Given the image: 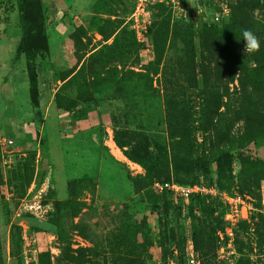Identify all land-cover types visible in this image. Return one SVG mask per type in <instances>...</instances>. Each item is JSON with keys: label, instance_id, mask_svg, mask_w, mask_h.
Returning a JSON list of instances; mask_svg holds the SVG:
<instances>
[{"label": "rangeland", "instance_id": "obj_1", "mask_svg": "<svg viewBox=\"0 0 264 264\" xmlns=\"http://www.w3.org/2000/svg\"><path fill=\"white\" fill-rule=\"evenodd\" d=\"M40 1L33 103L18 0H0V264H264V0ZM243 29L261 52L234 63ZM170 180L218 194L154 188Z\"/></svg>", "mask_w": 264, "mask_h": 264}, {"label": "trees", "instance_id": "obj_2", "mask_svg": "<svg viewBox=\"0 0 264 264\" xmlns=\"http://www.w3.org/2000/svg\"><path fill=\"white\" fill-rule=\"evenodd\" d=\"M209 6V5H208ZM210 7V6H209ZM211 8V7H210ZM18 10L20 12V16L22 19V23L24 25V31L22 34L21 39L19 40L17 51L24 55L26 59V64H25V69H26V74H27V79H28V85H29V94L31 101L33 103H36V98H37V81H36V65H35V59L37 57H42L44 54L47 53L48 51V43H47V38L43 33V25H44V12L42 8V4L40 0H18ZM238 14V13H237ZM236 17V16H235ZM238 17V15H237ZM261 51L253 54V55H247L243 54L239 55V52H237L234 49H227L226 51V57L228 59H232L234 63L240 62L241 58H246L247 56H256L260 53ZM233 57V58H232ZM240 57V58H239ZM231 61V62H233ZM256 67L260 62L256 61ZM237 76V75H236ZM242 75L237 76V79L235 78V75L232 74L229 80V84H233L235 80L239 81L241 86H242ZM228 89V86H226V90ZM246 91L239 93L238 91L234 92V96L232 95V98L229 99V105L232 107V109H235V113L239 115V118L242 116L250 117V113L252 112L250 109L245 111L244 107V101L248 100V97L245 96ZM255 95V91H251V96L253 97ZM223 106V103L222 105ZM221 112L218 111V115H220ZM182 131H179V133H176L175 139L182 138ZM176 162H182L184 164H180L179 169H183L186 167H191L192 163L191 162H183L179 159L174 158ZM173 163L174 168H176L175 162ZM186 163V164H185ZM194 166V164H193ZM192 166V167H193ZM155 167V163H149V167L145 165L146 172L148 173L149 177L153 173V168ZM178 168V166H177ZM173 180L170 181H165L162 183H169ZM174 182V181H173ZM176 183V182H175ZM178 184V183H177ZM164 193H167L171 196H174L176 198H181L179 196H175L173 193L169 191H163ZM162 193V192H161ZM200 195H191L188 199H192L193 197H198ZM136 264H142L140 262H135ZM79 264H94L93 262L89 260H82L80 261Z\"/></svg>", "mask_w": 264, "mask_h": 264}, {"label": "built area", "instance_id": "obj_3", "mask_svg": "<svg viewBox=\"0 0 264 264\" xmlns=\"http://www.w3.org/2000/svg\"><path fill=\"white\" fill-rule=\"evenodd\" d=\"M146 1V0H145ZM142 1L140 5H142ZM202 6L207 8V4L205 1H202ZM216 19L218 20V15L216 14ZM12 141L8 139L7 136H4L0 131V145L10 144ZM154 188L158 192L169 191L173 193L175 196H179L183 199H188L191 195H200V196H208V195H217L218 192L216 189L208 186L194 185L192 187H183L173 181L169 183H156ZM221 195V193H220ZM225 202L228 206L227 212V220L231 225L235 224L238 220L246 217V206L244 205V201L240 196L236 197H226L224 198ZM173 264V263H171ZM187 264H197L193 255L190 254L187 259Z\"/></svg>", "mask_w": 264, "mask_h": 264}, {"label": "clouds", "instance_id": "obj_4", "mask_svg": "<svg viewBox=\"0 0 264 264\" xmlns=\"http://www.w3.org/2000/svg\"><path fill=\"white\" fill-rule=\"evenodd\" d=\"M244 41V53L253 55L259 52L261 43L258 36L250 29H243L241 32V39Z\"/></svg>", "mask_w": 264, "mask_h": 264}]
</instances>
